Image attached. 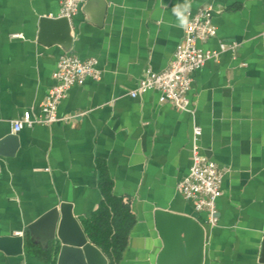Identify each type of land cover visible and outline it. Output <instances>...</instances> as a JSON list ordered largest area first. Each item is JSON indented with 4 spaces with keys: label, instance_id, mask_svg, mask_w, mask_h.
Returning a JSON list of instances; mask_svg holds the SVG:
<instances>
[{
    "label": "crops",
    "instance_id": "crops-1",
    "mask_svg": "<svg viewBox=\"0 0 264 264\" xmlns=\"http://www.w3.org/2000/svg\"><path fill=\"white\" fill-rule=\"evenodd\" d=\"M177 2L86 0L70 21L67 53L95 59L99 79L68 90L57 107L67 119L13 132L23 112L39 115L66 52L37 40L39 20L58 15L57 0H0V143L12 138L0 147V237L27 238L21 255L0 250V264H56L54 247L31 244L26 227L60 203L79 223L92 217L106 187L132 220L110 264H157L155 211L196 213L176 189L194 126L201 155L222 174L216 225L196 213L201 264H264V0H192L190 14L211 9L216 33L199 47L217 55L193 73L188 111L159 103L154 91L130 96L181 42ZM222 44L234 49L220 51Z\"/></svg>",
    "mask_w": 264,
    "mask_h": 264
},
{
    "label": "built area",
    "instance_id": "built-area-1",
    "mask_svg": "<svg viewBox=\"0 0 264 264\" xmlns=\"http://www.w3.org/2000/svg\"><path fill=\"white\" fill-rule=\"evenodd\" d=\"M86 0H57L59 18L71 20ZM216 29L211 21V9L208 6L199 8L190 14L189 24L183 29L181 42L176 46L168 66L159 73L148 69L138 81L136 88L130 92L154 91L159 103H167L174 108L188 111V93L192 84V75L208 59L215 58L217 53L202 50L199 44L214 37ZM13 37H20L14 35ZM234 45H220V51L233 50ZM93 58L81 60L71 53H64L57 59L52 75L53 85L47 91L39 105V115L35 118L28 111L11 123L13 132L22 127L34 125H50L65 118L57 117V107L66 96L68 90L82 85L87 79L98 80L99 72ZM200 130L192 128L190 166L187 175L176 185L183 199L191 202L196 213L205 214L206 223L213 227L217 223L215 201L220 195L221 171L216 165L206 160L200 153L198 140ZM15 235L20 236V232Z\"/></svg>",
    "mask_w": 264,
    "mask_h": 264
},
{
    "label": "water",
    "instance_id": "water-1",
    "mask_svg": "<svg viewBox=\"0 0 264 264\" xmlns=\"http://www.w3.org/2000/svg\"><path fill=\"white\" fill-rule=\"evenodd\" d=\"M71 21V20H70ZM70 21L59 17H42L38 22V42L56 44L69 52L72 36ZM7 137L1 145L11 142ZM155 228L163 242L157 264H201L203 229L197 222V214L182 216L162 210L154 214ZM26 230L29 242L56 250V264H108L102 252L91 244L80 223L73 217L69 203H60L30 223ZM27 244L22 235L0 237V250L10 255H21ZM29 251L30 248L25 246Z\"/></svg>",
    "mask_w": 264,
    "mask_h": 264
},
{
    "label": "trees",
    "instance_id": "trees-1",
    "mask_svg": "<svg viewBox=\"0 0 264 264\" xmlns=\"http://www.w3.org/2000/svg\"><path fill=\"white\" fill-rule=\"evenodd\" d=\"M131 221L127 205L111 196L106 187L103 200L93 216L81 220L80 226L88 241L103 253L110 264L123 249Z\"/></svg>",
    "mask_w": 264,
    "mask_h": 264
},
{
    "label": "clouds",
    "instance_id": "clouds-1",
    "mask_svg": "<svg viewBox=\"0 0 264 264\" xmlns=\"http://www.w3.org/2000/svg\"><path fill=\"white\" fill-rule=\"evenodd\" d=\"M192 8V0H181L171 8L172 15L176 18V27L184 29L189 24V16Z\"/></svg>",
    "mask_w": 264,
    "mask_h": 264
}]
</instances>
